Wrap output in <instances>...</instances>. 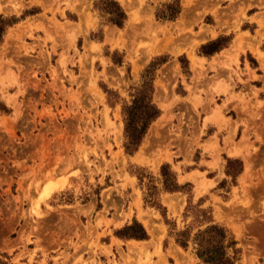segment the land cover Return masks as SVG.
<instances>
[{"label":"rangeland","instance_id":"1","mask_svg":"<svg viewBox=\"0 0 264 264\" xmlns=\"http://www.w3.org/2000/svg\"><path fill=\"white\" fill-rule=\"evenodd\" d=\"M113 1L120 26L106 0H0V264H101L133 220L149 240L115 241L113 264H205L172 238L186 204L264 264V0H178L173 20L154 16L170 0ZM153 59L160 114L127 154L122 105Z\"/></svg>","mask_w":264,"mask_h":264},{"label":"trees","instance_id":"2","mask_svg":"<svg viewBox=\"0 0 264 264\" xmlns=\"http://www.w3.org/2000/svg\"><path fill=\"white\" fill-rule=\"evenodd\" d=\"M109 4L108 8L103 11L108 14V21L120 26L125 18V14L120 6L113 0H106ZM179 12L178 0H170V2L162 5L161 8L154 13L157 19L173 20ZM12 22L9 19L3 18L0 15V40L8 25ZM218 39L211 41L201 48L204 55L211 54L219 49V45H215ZM210 48V49H206ZM154 59L149 61L148 65L143 68L140 73V84L135 87L134 92L130 95L131 99L128 103L122 105V120H123V149L127 154H132L136 151L142 137L144 136L149 123L154 120L160 110L152 102L151 94L153 91L152 76L154 69ZM231 162V161H229ZM237 162V166L233 172L226 171L235 175L240 172L241 164ZM160 175L162 177V188L165 192L181 191L183 185L177 183L174 173L169 170L167 164L160 166ZM200 202V201H199ZM196 203L197 207L200 203ZM152 205L160 207L159 202H154ZM195 212L189 211V204L184 207L183 217L190 216L191 220L185 224L182 230H178L172 236L173 241L185 248L190 241L193 245V253L195 257L205 264H237L234 255L229 256L228 248L234 250L236 244L233 236L228 233L227 229L221 224L216 223L208 209L194 208ZM163 217L164 214L162 213ZM196 224L195 231L191 234L192 224ZM119 237L142 239L146 237V233L142 226L132 221L130 225L124 226L121 231L117 232Z\"/></svg>","mask_w":264,"mask_h":264},{"label":"crops","instance_id":"3","mask_svg":"<svg viewBox=\"0 0 264 264\" xmlns=\"http://www.w3.org/2000/svg\"><path fill=\"white\" fill-rule=\"evenodd\" d=\"M209 37H207L208 39ZM193 57V56H192ZM196 61V59H195ZM173 192L171 193H167V194H172ZM131 216L134 217L135 216V211L133 209H131ZM109 218V217H108ZM128 222V221H126ZM102 229V225L99 229H96V232L97 233H100ZM146 233V232H145ZM85 238L88 236L86 235V233L84 234ZM133 238H125V237H108L107 236V239L106 241L102 242V245L105 246V247H108L110 252H111V255H105V254H102L101 252H97L96 253V257L98 258V262H100L101 264H113V260L111 258H114V254H118L117 252V246H116V242H119L121 245H120V248L125 251L126 249V242H128L129 240H131ZM135 240L136 242H147L149 240V237H148V234L146 233V237L145 238H142V239H133ZM116 241V242H115ZM99 244H101L100 241H98ZM172 244H174L172 242ZM112 256V257H111ZM115 261V260H114ZM116 262V261H115ZM117 263L119 264H123V262H121L118 258H117Z\"/></svg>","mask_w":264,"mask_h":264},{"label":"bare ground","instance_id":"4","mask_svg":"<svg viewBox=\"0 0 264 264\" xmlns=\"http://www.w3.org/2000/svg\"><path fill=\"white\" fill-rule=\"evenodd\" d=\"M127 8H128V7H127ZM241 39H242V38H241ZM243 39H244V38H243ZM243 39H242V40H243ZM244 41H245V40H244ZM239 43H240V42H239ZM242 43H243V42H241V45H242ZM245 43H246V41H245ZM248 43H249V42H248ZM249 44H250V43H249ZM241 45H239V46L241 47ZM245 45H246V44H245ZM235 48H236V47H235ZM192 61H193V63H195V58H192ZM234 150H236V152L238 151L237 149H234ZM51 188H52V187H50V188L48 189V191L46 192V194H49V193L52 192V190H54V188H52V189H51ZM46 194H45V195H46Z\"/></svg>","mask_w":264,"mask_h":264}]
</instances>
